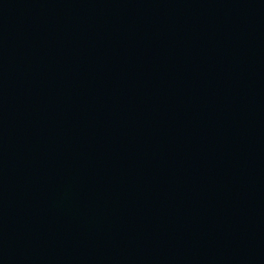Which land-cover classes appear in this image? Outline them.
I'll return each mask as SVG.
<instances>
[{"label": "water", "instance_id": "obj_1", "mask_svg": "<svg viewBox=\"0 0 264 264\" xmlns=\"http://www.w3.org/2000/svg\"><path fill=\"white\" fill-rule=\"evenodd\" d=\"M0 264H264V0H0Z\"/></svg>", "mask_w": 264, "mask_h": 264}]
</instances>
